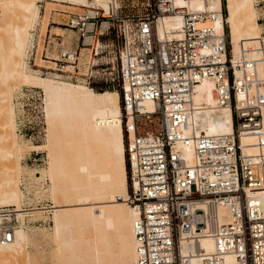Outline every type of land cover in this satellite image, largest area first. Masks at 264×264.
<instances>
[{"label":"built area","instance_id":"2783aa9c","mask_svg":"<svg viewBox=\"0 0 264 264\" xmlns=\"http://www.w3.org/2000/svg\"><path fill=\"white\" fill-rule=\"evenodd\" d=\"M149 1L150 9L136 17L110 9L102 29L99 9L92 15L69 12L63 22L82 37L96 35L98 51L83 38L81 43L91 45L93 55L103 53L96 63L111 67L109 80L119 90L127 137L126 200L135 211V264H192L195 251L202 264H228L227 255L234 256L235 264H264V168L240 146L241 133L264 143V72L245 58V48L241 61L233 59L226 27L217 30L206 23L216 11L189 10L174 0ZM162 14L182 16L179 36H158L156 21ZM35 44L29 48V62L37 52ZM82 48L48 34L41 55L53 60L51 69L62 76L89 81L93 71H80L77 64ZM69 63L72 69L66 67ZM205 77L213 80L216 104L231 108L230 133L196 132L194 115L202 106L195 103L194 92ZM146 100L153 102V111L144 110ZM127 114L133 115L132 124ZM153 117L158 126L141 132L138 122ZM188 145L190 158L184 153ZM221 204L230 211L226 222L217 220ZM14 225V219L0 221V243L11 240ZM205 233L214 242L211 252L200 245ZM183 242L197 250L182 253Z\"/></svg>","mask_w":264,"mask_h":264},{"label":"rangeland","instance_id":"374dc122","mask_svg":"<svg viewBox=\"0 0 264 264\" xmlns=\"http://www.w3.org/2000/svg\"><path fill=\"white\" fill-rule=\"evenodd\" d=\"M89 1L91 4L92 0ZM117 1L116 10L118 15L122 17L126 14L136 17V15L145 13L152 5L149 0ZM223 2V9L227 15L225 0ZM37 4L40 9V17L38 23L31 31L32 35L33 31L36 33L37 52L36 56L30 59L29 64L31 67L28 65L27 58L25 60L28 70L41 77L44 81L45 77L51 78V82L46 86L43 81L41 86L21 84L20 86L18 85L19 87L13 88L12 100L17 123V136L23 143L44 145L47 135L54 141L58 139L56 133L60 134V128L66 130L68 127L71 128L72 126L73 128L74 126L77 131L74 138L78 139L77 147L80 154L91 156L92 152H95V186L89 192L86 191V187H83L78 190L77 194L69 190L65 194L56 192V194L52 195V183L48 178L49 176H46V174L44 177L42 176V171H46L48 167L49 170L54 172L49 165L46 147L39 149L29 147L28 150L27 148L23 150V158L21 157L22 167L25 166L19 176L20 187L24 193L21 205L23 208L32 209L35 207L48 208L50 204L52 206L55 203L73 204L77 201H94L95 209L93 212L82 216V222L84 220L87 221L85 225L76 224L78 217L71 211L58 213L59 226L61 227L62 225L63 227H61L60 235H57V237L54 230L56 222L52 217L54 216L53 212H56L55 209L35 214L33 217L24 216V226L28 227L27 231L29 230L31 241L27 245V254H22L24 256L20 261L23 264H57V261L59 264H70L68 262L71 255H80L82 252L85 259L83 264H129L132 251V232L130 230V221H128L130 213L122 201L120 203L112 202L118 199L123 200L128 195V192H125L124 182L120 173L123 166L119 165L122 152L120 145H118V126L116 125V120H119V111H122L119 90L117 84L109 80L111 67L96 63L97 56L103 53L93 55L91 53V45H83L81 43L82 38L84 41L85 37H82L76 28H71L63 23L69 12L86 13L93 9L97 10V8H94L93 5L75 4L71 0H37ZM255 5L258 12V21L262 27L261 34L264 37V0H259V2L256 0ZM112 9L114 10V8ZM99 10L101 15L104 16L102 18L104 19L103 21H107L105 18L106 10L101 8ZM225 27L229 34L228 24ZM48 34L53 40H57V37L61 35L67 44L78 43L79 46L84 47L80 49V58L77 60V64L80 71H93V76H91L89 81L69 79L62 76L57 70L46 66L55 65L52 62L44 61L42 58L45 59V57L41 55L43 41ZM45 95L48 96L45 98ZM47 108L53 110L54 113L57 112V114L49 113L53 119L52 125L49 117L47 119L46 116ZM88 109L95 111L91 117L87 113ZM93 119V123H90ZM113 120L115 121L112 122ZM138 123L141 132L146 129H155L158 126L157 118L155 117L151 120L141 119ZM91 124H97L95 129H93ZM66 135L68 136L69 132ZM126 139V132L124 131V144ZM67 143L61 142V146L68 150L71 149L68 152L71 158L75 154L73 151L75 144L73 147L69 142ZM35 175L38 177L42 176V178L34 182L35 178L33 176L35 177ZM127 187L129 188V185ZM103 201L112 202V206L108 207L105 213H102L99 208ZM13 208L16 209V206L2 205L0 206V211ZM13 214V211L10 214H6L10 216L5 219L8 221H13L14 219L17 223ZM103 221H108L109 223L104 226ZM43 228L45 229L43 230ZM83 239L85 240L83 241ZM82 242L84 247L90 249L96 247L99 255L96 257V251L94 250L95 258L94 256L85 258L86 254L81 250Z\"/></svg>","mask_w":264,"mask_h":264},{"label":"bare ground","instance_id":"6f19581e","mask_svg":"<svg viewBox=\"0 0 264 264\" xmlns=\"http://www.w3.org/2000/svg\"><path fill=\"white\" fill-rule=\"evenodd\" d=\"M75 4H82L84 6H94V8H101L109 12L110 9L116 8L118 6L117 0H92L90 4L89 0H71ZM177 4L186 5L189 10H214L216 14L213 19H207L206 23L213 25L217 30L224 29V26L228 24L229 34L228 39L231 43L232 57L236 61H241L240 53L242 48L247 49L245 58L253 59V62L257 65L259 73L264 72V37L261 34L262 27L258 21V12L255 5L256 0H225V7L227 9V15L224 12V0H174ZM259 2V0H258ZM92 9V8H91ZM0 206L2 205H14L16 209H2L0 211V221L6 220L10 215L11 211L14 212V217L17 221L14 225V236L10 241L0 243V264H23L21 262L22 254L26 253L27 245L30 243V234L28 227L24 226V216H35V214H40L49 211V209H55L57 212H53L55 224V233L60 235V229L63 227L59 226L58 213L60 212H73L77 215L78 219L76 224L85 225L87 221L82 222V216L87 213L93 212L95 209V204L89 201H77L73 204H56L49 205L46 207H35V208H23L22 198L24 196L23 190L20 187V174L22 171L21 157L22 152L29 147L34 149L45 148L47 150V156L49 159V165L54 170L42 171V176H49L52 183V195L56 192L65 194L66 191L72 190L73 193L77 194L78 190L86 187V191L94 189V175H95V165L96 157L95 152L92 155L83 156L80 154L78 149V139L74 138L77 134L76 129L68 127L64 130L59 129L60 134L56 133L57 140L52 141L47 135V140L44 145L28 144L23 143L17 136V123L15 119V109L12 100V90L14 87H19L21 84H32L41 86L43 84V79L38 75H35L30 70H28L26 65V58L28 61L29 48L35 42L37 49V38L36 33L31 31L34 29L38 23L40 17V9L37 4V0H0ZM96 10H90L86 13L92 15ZM182 23V16L180 14H162L159 15L156 21V29L158 36H163L165 34H171L173 36L180 35V25ZM108 24L107 21H103L100 28H104ZM93 28L92 22L87 24V29ZM90 33V32H89ZM32 37V38H31ZM84 43L94 44L97 51L99 49L100 41L94 34H84ZM67 44V43H66ZM68 45V44H67ZM69 46V45H68ZM36 56V55H35ZM80 55L78 57V60ZM44 61H49L54 63L51 59H44ZM36 62V61H35ZM55 64V63H54ZM47 67H55L51 65H46ZM67 68L72 69V65L69 63ZM44 85H48L51 82V78H44ZM84 79H77L76 81H81ZM53 81V80H52ZM19 85V86H18ZM213 80L209 77H205L199 82L195 87L194 100L195 103L202 106L201 110H198L194 115V122L196 124V132L204 131L207 134H218V133H230L234 129L231 108L229 105L218 106L216 104L213 91ZM48 95H45V98ZM237 96L240 97V93L237 92ZM144 110L153 111L154 105L151 100H146L143 106ZM50 110V111H49ZM49 111V112H48ZM94 110L88 109L87 113L91 117L94 114ZM54 113L50 108L46 109L47 119L49 117L50 124L52 125L53 119L50 114ZM128 115V123L132 124L133 115ZM124 112L119 111V120H116V125L118 126V137L121 147L120 154V166L123 169L120 171L121 178L124 182L125 192H128L129 185L127 168H126V150L125 144L123 142L124 138V125H123ZM92 119V118H91ZM94 119L90 121L93 123ZM113 120L112 122H114ZM93 129H95L97 124H91ZM58 131V130H57ZM58 131V132H59ZM69 132L67 136L66 133ZM133 130H130V135H133ZM60 137V138H59ZM61 142H69L71 146L74 147V156L69 157L68 152L71 150L66 149L61 146ZM60 144V145H59ZM68 144V143H67ZM240 146L243 154L251 155L253 158L261 160L264 168V143L256 141V137L250 133H241L240 135ZM190 145L185 146L184 153L190 158L191 156ZM23 158V157H22ZM53 164V166H51ZM45 169V168H44ZM33 172V171H32ZM41 172V171H40ZM53 172V175H52ZM34 173V172H33ZM35 175V181L42 178ZM45 179V178H44ZM37 190V189H36ZM38 191V190H37ZM40 193H42L40 191ZM35 191V195H36ZM53 197V196H52ZM128 197V195H127ZM127 197L123 200H114L113 203L120 201L123 202L127 210L130 213L128 218L130 221V230L132 232V251L130 254L129 264H135V251H134V236L132 223L135 215L134 208L128 202ZM112 202L103 201V204L99 207L102 213H105L107 208L112 206ZM184 206L185 202L181 203ZM201 206H204L203 202H199ZM51 212V211H50ZM17 213V214H16ZM217 220L219 222H226L230 219V211L226 205H219L216 209ZM264 213V211H263ZM88 217V216H87ZM6 218V219H5ZM18 218V219H17ZM19 220V224H18ZM109 222L103 221V225L106 226ZM67 224V223H66ZM65 224V226H66ZM68 225V224H67ZM210 222L207 221L204 228L205 231L209 230ZM36 228V227H35ZM38 229V228H37ZM40 229V228H39ZM45 228H43L44 230ZM44 232V231H43ZM42 232V233H43ZM55 237V238H56ZM60 239V238H59ZM52 240V239H51ZM58 240V238H57ZM85 239H83L84 241ZM53 241V240H52ZM56 243V242H55ZM83 243V242H82ZM200 245L204 247L206 252H211L214 250V242L212 237L205 233L200 237ZM54 249V248H53ZM57 249V248H56ZM85 249V250H84ZM81 250L90 257L95 258L99 255V252L94 249L84 247V243L81 244ZM95 250V251H94ZM190 244L186 242L182 243L181 252L186 253L189 251H194ZM57 253V252H56ZM27 254V253H26ZM198 252L192 255V264H202L200 255ZM82 252L80 255H71L69 258L70 264L81 263ZM28 257V256H26ZM25 257V258H26ZM58 257V256H57ZM56 258V257H54ZM23 261V260H22ZM25 262V259H24ZM226 262L228 264H235V258L233 255L226 256ZM57 264L58 261H57ZM82 264V263H81Z\"/></svg>","mask_w":264,"mask_h":264},{"label":"trees","instance_id":"16d2710c","mask_svg":"<svg viewBox=\"0 0 264 264\" xmlns=\"http://www.w3.org/2000/svg\"><path fill=\"white\" fill-rule=\"evenodd\" d=\"M85 254V253H84ZM88 257V255L86 254L85 255V258H87ZM83 261H85V259H84V256H83V254L81 255V258H80V262L83 264Z\"/></svg>","mask_w":264,"mask_h":264},{"label":"crops","instance_id":"0c3cea01","mask_svg":"<svg viewBox=\"0 0 264 264\" xmlns=\"http://www.w3.org/2000/svg\"><path fill=\"white\" fill-rule=\"evenodd\" d=\"M68 45H70V44L68 43Z\"/></svg>","mask_w":264,"mask_h":264}]
</instances>
